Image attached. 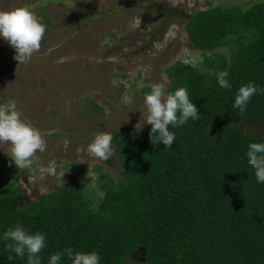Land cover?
<instances>
[{"label": "trees", "instance_id": "1", "mask_svg": "<svg viewBox=\"0 0 264 264\" xmlns=\"http://www.w3.org/2000/svg\"><path fill=\"white\" fill-rule=\"evenodd\" d=\"M185 32L200 62L178 61L163 74L166 91L187 88L199 119L170 125V147L153 145L149 132H113L117 178L97 166L92 184L72 173L63 187L38 199L28 200L6 157L0 233L17 222L44 233L41 264L68 247L97 251L100 264H264V183L245 156L250 142L264 141V91L242 115L232 107L241 85L264 88V2L199 11ZM225 69L231 88L216 83V72ZM250 125L259 133L246 131ZM140 250L142 261L130 262ZM0 264H26V258H16L0 240ZM61 264L70 260L65 256Z\"/></svg>", "mask_w": 264, "mask_h": 264}, {"label": "rangeland", "instance_id": "2", "mask_svg": "<svg viewBox=\"0 0 264 264\" xmlns=\"http://www.w3.org/2000/svg\"><path fill=\"white\" fill-rule=\"evenodd\" d=\"M257 2L264 0H0V10L27 7L41 23L50 21L39 50L23 63L0 38V104L14 101L21 118L46 142L23 169L11 161L10 145L0 143V175L9 157V175L19 180L28 200L63 187L72 173L92 184L97 166L117 178L114 146L109 160L87 156L94 136L149 132L147 123L139 129L146 114L141 90L163 82V70L178 61L200 62L185 32L188 19L210 7L246 8ZM126 95L129 104L123 102ZM251 130L259 133L256 125L246 129ZM45 168L51 172L41 174ZM142 258L140 250L129 261Z\"/></svg>", "mask_w": 264, "mask_h": 264}, {"label": "clouds", "instance_id": "3", "mask_svg": "<svg viewBox=\"0 0 264 264\" xmlns=\"http://www.w3.org/2000/svg\"><path fill=\"white\" fill-rule=\"evenodd\" d=\"M45 29L46 26L27 7L0 10V38L12 46L15 51L13 58L19 63L25 62L39 50ZM227 77V69L216 72L217 85L221 88H231L232 85ZM166 82L165 76L163 82L153 83L150 90L144 93L143 104L146 114L139 123V129L142 123L150 124V142L153 145L162 142L164 147H170L175 139V132L170 131L169 126L178 128L189 119H199V115L197 106L189 98L187 88L179 86L168 92ZM260 91H264V88L251 81L241 85L235 93L232 107L239 109L242 115L250 98ZM122 99L125 104L131 103V97L127 95ZM4 142L10 145L11 161L19 169L30 166L34 154L37 151L43 152L46 148L41 133L21 118L14 101L0 104V143ZM112 142L113 137L110 132H99L87 145L85 152L96 162L109 160L114 152ZM245 156L256 181L264 183V141L250 142ZM49 172H51L50 168L41 170V174ZM0 240L5 241V248L14 253L16 258H26V264H41L39 253L46 246L44 233L29 232L17 222L14 227H8L0 233ZM65 256L70 260V264H100L97 251H73L71 247L49 254L46 264H61Z\"/></svg>", "mask_w": 264, "mask_h": 264}]
</instances>
